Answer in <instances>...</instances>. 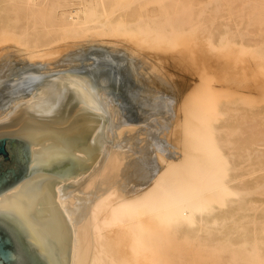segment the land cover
<instances>
[{
    "label": "bare ground",
    "instance_id": "obj_1",
    "mask_svg": "<svg viewBox=\"0 0 264 264\" xmlns=\"http://www.w3.org/2000/svg\"><path fill=\"white\" fill-rule=\"evenodd\" d=\"M230 1L0 0V125H58L66 97L105 119L89 171L51 181L70 264H264V131L166 46L246 45L243 10L203 35Z\"/></svg>",
    "mask_w": 264,
    "mask_h": 264
},
{
    "label": "water",
    "instance_id": "obj_2",
    "mask_svg": "<svg viewBox=\"0 0 264 264\" xmlns=\"http://www.w3.org/2000/svg\"><path fill=\"white\" fill-rule=\"evenodd\" d=\"M66 97L62 120L16 119L0 125V264H70L72 232L51 181L76 179L97 161L98 124Z\"/></svg>",
    "mask_w": 264,
    "mask_h": 264
},
{
    "label": "rangeland",
    "instance_id": "obj_3",
    "mask_svg": "<svg viewBox=\"0 0 264 264\" xmlns=\"http://www.w3.org/2000/svg\"><path fill=\"white\" fill-rule=\"evenodd\" d=\"M249 1H230L228 6L224 4L217 11H214L212 15L209 14L208 21L204 25H208L210 29L208 30L206 28L203 35H213L215 32L214 28L220 27V24H218L219 19L223 21L225 18H229L230 20L232 12L243 10L245 14H242L241 18L243 19H241L242 21L238 31H243L244 33V29L249 27V22L253 21L255 23L253 25L255 26H252L254 32L252 39H255V42L254 40L251 41L252 39H244L247 40V44L243 46L242 44L239 45L237 39L226 40L216 38L209 42L210 44H208L207 40L202 39L203 48H199L192 44L191 41L183 40L184 37H182L179 39V44L175 43V45H171L170 43H165L169 48L168 56L170 62L174 61L176 68L181 66L185 69L191 68L195 71V75L202 76V83H208L209 81L208 84L213 85L215 88H222L217 93L219 98L230 100L233 105L242 107V110L248 113V116L259 127L261 126V130L264 131V95H261V97L257 95H260L264 89V23L262 19L264 14H258L261 11V6H264V0H252L253 3ZM263 6L261 13L264 11ZM249 12L253 13L249 16ZM204 21H206L205 18ZM245 21L249 24H245ZM231 22V24L234 23L233 20ZM227 34H232V31L227 32ZM250 43H257L258 45H255L257 48L252 44L251 46ZM259 43H261V47ZM201 52L205 54L201 55ZM213 55L218 57L214 59L215 57ZM251 59L252 61L250 62ZM239 90H244L245 93L249 94L246 96V99L237 94Z\"/></svg>",
    "mask_w": 264,
    "mask_h": 264
}]
</instances>
